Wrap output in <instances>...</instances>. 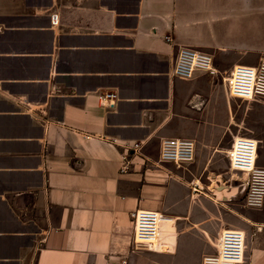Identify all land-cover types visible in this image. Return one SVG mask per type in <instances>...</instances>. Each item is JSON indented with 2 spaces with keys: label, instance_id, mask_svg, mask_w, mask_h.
<instances>
[{
  "label": "crops",
  "instance_id": "obj_1",
  "mask_svg": "<svg viewBox=\"0 0 264 264\" xmlns=\"http://www.w3.org/2000/svg\"><path fill=\"white\" fill-rule=\"evenodd\" d=\"M180 49L256 67L264 0H0V264H202L227 228L242 264H264V202L208 197L225 193L210 171L234 139L264 168V99L176 78ZM173 138L193 142L191 164L160 163ZM136 210L164 219L158 246L133 244Z\"/></svg>",
  "mask_w": 264,
  "mask_h": 264
},
{
  "label": "built area",
  "instance_id": "obj_2",
  "mask_svg": "<svg viewBox=\"0 0 264 264\" xmlns=\"http://www.w3.org/2000/svg\"><path fill=\"white\" fill-rule=\"evenodd\" d=\"M53 24L56 16H52ZM195 72L216 75L212 58L202 52L180 49L173 66L176 78L188 79ZM230 98L252 101L264 99V58L256 67L235 66L222 80ZM102 101H110L114 94L106 93ZM139 144L123 146L125 151H135ZM257 144L253 139L239 137L233 140L226 153L228 167L234 174H239L240 193L246 208H259L264 202V168L255 164ZM194 144L187 139H164L161 141L159 161L182 168L192 163ZM125 168L121 169V172ZM192 193L198 194L199 187L194 184ZM133 238L135 246L151 248L159 245L163 218L156 211L136 210L132 213ZM245 252V236L242 231L233 228L223 230L216 242L215 252L203 257L202 264H242Z\"/></svg>",
  "mask_w": 264,
  "mask_h": 264
},
{
  "label": "rangeland",
  "instance_id": "obj_3",
  "mask_svg": "<svg viewBox=\"0 0 264 264\" xmlns=\"http://www.w3.org/2000/svg\"><path fill=\"white\" fill-rule=\"evenodd\" d=\"M259 63L260 62H258V64ZM214 70L216 71V75H214V77L218 78V80L220 81H222L223 78H225L229 72L228 70H221L216 67H214ZM227 151L228 150H226L221 160L214 165V169L210 171V178L212 180L210 185L212 187L215 185L218 187H222L225 193L219 197L213 196L212 194H210V196L208 197L213 198V200H217L218 203H221L226 200L229 204H237L243 207L244 202L240 193V176L239 174H234L229 170L228 163L226 160ZM227 218L229 223L235 222V217H233V214L230 210H228Z\"/></svg>",
  "mask_w": 264,
  "mask_h": 264
}]
</instances>
